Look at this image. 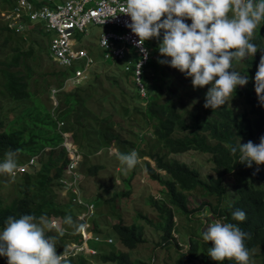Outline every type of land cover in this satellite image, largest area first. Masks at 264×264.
<instances>
[{
  "label": "trees",
  "instance_id": "trees-1",
  "mask_svg": "<svg viewBox=\"0 0 264 264\" xmlns=\"http://www.w3.org/2000/svg\"><path fill=\"white\" fill-rule=\"evenodd\" d=\"M13 1L0 0V7H10ZM9 33L10 30L0 22V45L8 46L11 53L8 58H0V162H3L5 153L9 150H18V164L27 162L31 156L33 161L14 176L0 174V185L11 184L18 192L7 202L0 201V230L3 229L5 220L9 216L18 219L22 215L31 214L37 220L44 216L49 221L52 216L60 214L62 216V210H58L57 206L63 204L61 202L65 199L68 203L74 202L73 204L80 209H83L82 202H90L93 208L84 219L90 221L88 228L92 231V236L87 238L86 242L89 239L100 240L111 235L125 248L97 251L93 245L87 243L88 247L94 248L93 253H96L103 262L136 264L141 261L140 258H130L128 253V250L134 249L144 240L141 224L134 219L124 222L119 215L111 223L104 222L100 216L97 218L95 216V206L102 202L110 203L117 195L127 194V188L119 193L112 192L110 197H101L98 193L85 197L79 186L82 202H69L71 200L69 193L63 192L61 181L67 177L64 167L69 159L62 143V131L69 130L74 142L76 136L78 140L82 134H85L83 142L88 152L82 151L83 157L94 153L101 146L113 144L120 152L135 150L140 153L139 155L146 154L153 160V166L148 160H142L145 173L149 178L161 183L163 187L160 191L168 194L167 203L171 206H168L162 198L153 199L149 195L147 200L155 208L157 220L153 222L150 217L139 211L136 212V217L159 229V240L155 245L168 246L171 243L174 246L176 255L173 264H216L208 257L211 242H204L200 235L213 219L237 224L241 230L250 233L251 239H247L245 244L251 255L257 258L252 264H264V164L253 163L252 167H247L238 161V148L236 154H232L230 150V146H238L239 143L243 144L249 140L258 144L259 138L264 136V104H262L264 99L260 101L258 98L264 90L258 84V80L262 78H255L260 63L257 54L241 59L237 67H232V70L247 77V84L237 86L233 97L229 98L230 101L234 99L240 101L242 106L236 107L237 110L234 111V105L226 102L220 108L211 109L204 107L205 94L209 86L193 88L190 77L186 78L185 74L167 63H158V60L170 58L159 54V40L149 39L144 42L147 59L141 65L140 73L143 96L138 93L129 68L123 70L121 67L119 71L115 70L111 76L114 79L110 78V82L117 86L128 82L133 103L129 104L126 100V91L124 92L119 86L122 100L113 104L115 106L112 107L113 111L103 112L101 106L105 94L97 95L96 101L100 107L95 112L96 116L92 117L93 123L88 125L85 121L86 113L81 109L82 107H78L86 104L89 97L93 98L95 90L89 82L86 84L93 71L78 85L68 87L67 90L59 89L55 95L57 104L46 106L35 95L34 85L37 79L32 76L30 81L31 65L38 58L37 52L34 55L31 51L32 44L36 41L30 39L27 49L19 48L18 44L12 43ZM17 37L21 40L26 39L21 35ZM263 38L264 21L254 33L251 42L260 50L264 48ZM36 47L38 50L41 49L39 44ZM46 56L48 57L47 54ZM48 59L52 61L49 57ZM234 61L238 60L234 59L232 62ZM50 64L53 66L48 72L54 78L52 86H59L69 68H57V64L53 61ZM142 77L145 80H142ZM45 80L43 78L42 90L48 93L50 84ZM31 86L34 87L30 88ZM187 97L189 98L186 99ZM136 99L142 100L143 103L136 104ZM188 100L190 102L187 105ZM10 111H14L12 115ZM95 113L93 112L92 116ZM131 114H138L142 125L132 118ZM58 121L62 122V126L57 125ZM127 122H130V126H135L133 127L135 129L131 130L129 125L126 127L124 124ZM144 131L149 135L144 137ZM149 136H153V140L159 142L163 151L154 149L156 143L153 142L147 144L146 150L143 149L141 144ZM76 146L81 147V144L78 145L77 141ZM190 148L209 153L211 172L203 178L195 168L165 155L167 152L176 153ZM86 168L88 173H94L99 166L91 164ZM158 169L163 170V173L158 172ZM231 173H236L239 178L231 188V196H228L229 188L224 178ZM7 178L10 180L7 181ZM122 181L128 187V178H122ZM31 185L34 188L30 190ZM57 194L64 200L57 198L59 197ZM189 195H194L197 201L192 200L194 204L191 206H188ZM172 207L189 220L192 212H199L203 208H208L212 216L210 223L208 218L207 224L204 223L205 220H200L199 223L205 226L202 229H189L184 238L187 244L184 250L179 249L178 240L174 239L175 235L172 232L174 230ZM236 209L246 213L244 221L232 219V212ZM71 215L73 223L65 224L67 231L55 230L56 234L55 232L52 234L53 227L51 231L45 229L46 236L58 241L57 252L64 245L79 243L81 240L77 226L81 220H77L72 213ZM253 249H256V252H252ZM78 254L82 255L81 252ZM153 257L152 253L151 259ZM218 264H236V262L225 260Z\"/></svg>",
  "mask_w": 264,
  "mask_h": 264
},
{
  "label": "clouds",
  "instance_id": "clouds-1",
  "mask_svg": "<svg viewBox=\"0 0 264 264\" xmlns=\"http://www.w3.org/2000/svg\"><path fill=\"white\" fill-rule=\"evenodd\" d=\"M29 1L34 5L41 2ZM121 10L130 17L131 23L126 27L138 37V46L149 39L159 40V54L170 59L158 60V63H167L185 74L186 78L190 77L193 88L209 86L205 108H220L233 97L237 86L247 84V77L232 70V61L254 56L259 50L251 40L264 21V0H125ZM29 20L25 19L26 31L36 28ZM188 20L190 24L186 22ZM0 21L10 31L26 38L21 31H14L3 20ZM39 26L43 29L42 24ZM104 43L107 46L106 39ZM140 50L147 59V50L143 47ZM255 78H262L258 84L264 90V56H261ZM60 86L51 88L59 89ZM57 91L52 92V96ZM258 98L260 101L264 99V91ZM237 148L238 161L245 166L264 164V136L259 138L258 144L249 140L230 146L231 153L236 154ZM17 154L18 150L5 153L3 162H0V174H16ZM115 156L127 169L134 168L140 159L135 150L127 153L116 150ZM232 219L244 221L246 213L236 209L232 212ZM63 222L71 225L72 217H64ZM51 228L52 224L44 216L39 220L31 214L18 219L7 217L0 230V256L7 258V264H68L66 254L57 253L55 238L45 234V229ZM200 235L204 242H211L208 257L216 264L225 260L249 264L250 251L245 241L251 239V234L241 230L237 224L216 220L207 224Z\"/></svg>",
  "mask_w": 264,
  "mask_h": 264
},
{
  "label": "rangeland",
  "instance_id": "rangeland-1",
  "mask_svg": "<svg viewBox=\"0 0 264 264\" xmlns=\"http://www.w3.org/2000/svg\"><path fill=\"white\" fill-rule=\"evenodd\" d=\"M33 1H42V0H33ZM63 0H51V2H62ZM45 2V1H44ZM50 1L46 2L49 3ZM36 3V2H34ZM1 22V21H0ZM28 22L31 23V25L35 26L34 28L29 30H23L21 31L22 35L26 36L25 40H21L17 36L20 37L19 34L10 31L9 35L12 38V43L18 44L19 48L27 49L28 45L30 44L31 40L34 39L36 43L32 44L31 51L37 52L38 58H36L35 61H33L31 65V75H30V81L32 79V76L37 79L36 84L34 85L36 87L35 95L38 97V99L46 106L49 104L56 105V97L51 96L52 92L51 88L54 78L52 75H49V70L53 67L48 57L46 56L45 52L47 50V42L48 38L51 34L50 31L44 33L43 29H41L42 22L40 19L37 20H29ZM187 23H191L190 20L186 21ZM86 34L83 36L79 34L76 30L73 31L72 36L75 35V37L78 40V45L84 46L87 49L88 54L93 58L94 64L91 66L90 69L87 70V74H89L91 71L93 73L90 76L89 81L86 82V84H89L93 86V89L95 90V93L93 95V98L89 97L86 100V104L78 107L81 108L86 113L85 121L88 125H91L93 123L92 117L96 116V111H98V107H100V104L96 101V96L105 94V98L102 101L103 105L101 106L103 112H110L113 111L112 107H115L113 104H116V102H119L122 100V95L119 91V86H121L122 90L126 91V97L129 104L133 103V96L130 95V89H129V83L126 82V84L123 83V85L117 86L114 83L110 82V78L115 72V70H118L121 66L122 61H114L112 64L111 60H104L101 56V49L96 43V36L98 31L100 30V26L97 24H87L85 27ZM9 36V37H10ZM264 39V38H263ZM40 45L41 49L38 50L36 45ZM45 52H44V51ZM31 54V53H30ZM258 58L261 59V56H264V48L260 49L257 53ZM11 55L9 47L4 45H0V58H8ZM249 57V56H248ZM247 57V58H248ZM128 59V58H127ZM240 63V60L232 62L233 68L237 67ZM57 68H63L64 65H56ZM68 68V67H66ZM111 68V69H110ZM110 69V71H108ZM121 69V68H120ZM119 71V70H118ZM109 72V73H108ZM241 74V73H240ZM90 75V74H89ZM242 75V74H241ZM43 78H45L50 85L48 89V93L42 90V86L44 84ZM114 79L113 77L111 80ZM1 80V78H0ZM142 80H145L144 77H142ZM88 85V86H90ZM34 86H31L30 88H33ZM61 88L63 90L68 89V85H61ZM59 88V89H61ZM54 89V91L59 90ZM138 93L143 96V92L141 93L138 91ZM187 97L186 99H188ZM93 99V100H92ZM137 100V102H136ZM136 104L143 103L142 100L136 99ZM190 100H188V103ZM228 103L230 105H234L233 110L236 111V107H241L242 104L240 101L234 99L232 101L228 100ZM88 108V109H87ZM14 111H10V114L12 115ZM93 112L95 115L92 116ZM131 117L137 120L139 124L142 125V122L139 120L138 114H131ZM99 125V120L97 121ZM101 122L100 126L102 127ZM135 124V123H134ZM58 126H62V122L57 123ZM126 127L132 129H135L133 125L130 126V122H127L124 124ZM63 136V142H64V148H68L66 144H72L71 147H76L78 154H79V160L76 164V170L79 175V186L81 189L82 194L85 197H91L95 193H98L101 195V197H110L112 195V192L122 191L127 188L128 193L127 194H120L117 195L112 202L110 203H104L95 206V212H96V218L101 217L104 222L111 223L114 222L117 219V215L121 217V219L124 222H130L132 219H134L138 224H141L142 228V236L144 237V240L140 243H138L134 249L128 250L130 258L136 257L140 258L141 261L136 264H173L174 258H175V251L174 246L170 243L168 246L164 245H155V242L159 240V229L155 228L153 225L143 222V220L136 217V212L139 211L142 214H145L147 217H150L153 222L157 220V214L156 210L153 207L151 203L148 202V196L151 195L153 199H160L164 200L165 203L168 201V194L162 190V185L155 179L149 178L144 170V165L142 160L146 159L149 161V164L153 166V160L146 154L139 155L140 159L137 165L132 169H127L125 166L120 165L118 159L115 156V151L117 150L116 147L113 146V144L107 145V146H101V148H97L94 153H90L88 156L83 157L84 152H88L87 148L85 146V143L83 142L85 134H82L80 138L77 140V136L75 138V142L73 141V138L71 136V131L64 130L62 131ZM127 132V131H124ZM145 134H143L144 137L149 135L147 131H144ZM128 133V132H127ZM127 135V134H126ZM129 135V134H128ZM65 137V138H64ZM77 141L78 145L81 144V147H77ZM146 142V144H145ZM143 141L141 144L143 149H147L148 143H156V146L154 149L160 151H163V148L160 147L159 142H155L153 140V136H149L148 139ZM153 142V143H152ZM75 145V146H74ZM123 150V149H122ZM128 152V151H127ZM126 151H122V153H127ZM66 153V150H65ZM138 153V151H137ZM140 154V153H138ZM166 157H172L179 161L185 162L189 167H193L197 170L200 177H205V175L208 172H211V162L209 160V153L201 152L196 149H186L185 151L181 152H167ZM23 164V163H22ZM91 164H98L99 168L94 171V173H88L87 172V166ZM26 165V164H23ZM38 165H35L37 167ZM158 172L163 173V170H159ZM128 178V187L123 184L122 178ZM238 175L236 173H231L225 176V181L227 182L228 186V196H231L232 194V186L234 183L238 181ZM7 181L8 178L6 179ZM106 187V188H105ZM33 185H31V189H33ZM105 188V189H104ZM57 193V191H55ZM80 192V194H81ZM18 194L16 188L14 189L11 184L4 183L0 185V201L7 202L11 197L16 196ZM58 195V194H57ZM61 200H64V198L60 195H58ZM189 202L188 206L193 205L194 203L192 200L196 201V197L194 195L188 196ZM61 202V201H59ZM69 202H72V199L69 200ZM63 204H59L58 210H62V216L61 214L59 216H52L49 218V222L52 224L53 230L52 234H56V231H67V227L65 226L64 222L62 221L64 217L66 216H72L75 215L77 220L80 219L81 214L84 212L83 209H80L78 206L74 205L75 203H68V200L65 199L64 202H61ZM74 203V204H73ZM99 203V202H98ZM168 206H171L170 203H167ZM64 211V213H63ZM173 215L172 220H174V230L172 232L174 233V239H177V244L180 246V250H184L187 247V244L185 243V236L186 233L189 232V229H202L205 227L203 224L199 223L200 220H207V218H211V213L208 211V208H203L201 211L197 212L194 211L190 215V220L187 219L184 214L179 212L176 208L172 207ZM98 213V214H97ZM81 220V219H80ZM81 222H78V229ZM87 224L90 227V221ZM109 224L107 225V227ZM86 230H89L87 228V225L85 226ZM49 230V229H47ZM56 230V231H55ZM105 232V230H103ZM101 233V232H100ZM172 233V234H173ZM92 236V231H91ZM101 236V235H100ZM111 237V241L106 243L104 240V237L100 240H87V243L89 245H93L97 251L99 250H109V249H120L124 250L125 248L119 243V241L114 238V236L108 235ZM106 236L105 238H107ZM64 237V236H63ZM102 237V236H101ZM58 241L55 239L56 246H58ZM60 244V243H59ZM62 245V244H61ZM81 245L83 249H75V246ZM87 244L85 242L81 243V240L79 243H69L67 245H64L62 249L57 252L58 254L61 252H64L67 256L68 264H116L112 261H101L97 256L96 253H93L91 249L85 248ZM67 248V249H66ZM80 248V247H78ZM78 252H81L82 255H79ZM252 252H256V249H253ZM152 253L154 254V257L151 259ZM151 259V260H149ZM256 256H252L250 253V261L249 264H252L256 260ZM0 264H7V258L4 256H0Z\"/></svg>",
  "mask_w": 264,
  "mask_h": 264
},
{
  "label": "built area",
  "instance_id": "built-area-1",
  "mask_svg": "<svg viewBox=\"0 0 264 264\" xmlns=\"http://www.w3.org/2000/svg\"><path fill=\"white\" fill-rule=\"evenodd\" d=\"M48 1L50 2L46 3ZM124 3L125 0H63L62 2L42 0L39 4L34 5L29 0H16L13 6L3 9L0 8V19L7 26L18 32L28 27L25 19H40L43 29L51 32L47 41L46 54L53 62L58 65H64V67H68V65L76 60H84V65H89L93 62L86 49L76 46L75 41L72 40L74 30L84 31L88 23L102 25L114 24L119 26L122 28V31L119 33L109 30L101 31L98 36V44L103 49L104 58L115 60L124 58L127 52L124 46H129L128 59L123 60V69L126 70L129 68L131 70L135 85L138 91L142 93L140 73L141 65L146 59H144V53L141 52L140 48L143 47L146 50L147 48L144 44L138 46L136 43L138 37L126 27V24L131 23V21L130 17L122 13L121 8ZM104 39L107 40V46L104 43ZM84 76L83 69L74 68L71 74L66 73L64 75L61 80V85L79 83ZM54 89H51V91L54 92ZM62 143L64 145V142ZM66 145L68 148L64 149L66 150L69 162L64 167L67 177L62 179L61 188L64 193H69L68 195L72 201L82 202L79 190V175L76 170L79 154L76 147H71L72 144ZM32 158L31 156L27 162L23 163L26 165L18 164L16 172H22L28 164L32 163ZM82 203L84 212L81 214V224L78 229L81 243L91 237V232L86 230L85 226L87 225L88 228V224L84 217L89 215L93 208L90 202ZM210 220L212 218H209V223ZM216 220L213 219V222ZM106 241H110V238H106ZM75 249H83V247L79 245L75 246Z\"/></svg>",
  "mask_w": 264,
  "mask_h": 264
},
{
  "label": "crops",
  "instance_id": "crops-1",
  "mask_svg": "<svg viewBox=\"0 0 264 264\" xmlns=\"http://www.w3.org/2000/svg\"><path fill=\"white\" fill-rule=\"evenodd\" d=\"M88 24H94V23H88ZM97 25H99L100 26V30L98 31V33H97V36H96V43H97V45L99 46V44H98V36H99V33L101 32V31H105V30H109V31H113V32H117V33H119V32H121L122 31V28H120L119 26H116V25H114V24H107V25H102V24H97ZM87 26V25H86ZM77 32H79V34L80 35H84V34H86V29L84 30V31H79V30H76ZM44 33H46V32H44ZM72 40H74L75 41V45L76 46H79V47H83V48H85L84 46H81V45H78V40H77V38L75 37V35H73V39ZM47 42V41H46ZM124 45V44H123ZM100 47V46H99ZM125 47V49L127 50V52L125 53V56H124V58H122L120 61H122V63H121V66H120V68L121 67H123V63H124V59H127V55H128V52H129V46L128 45H125L124 46ZM86 49V48H85ZM100 49H101V56H102V59H104V60H111V63H113L114 61H119V60H115V59H106V58H104L103 57V49H102V47H100ZM86 51H87V49H86ZM88 53V52H87ZM90 56V55H89ZM93 59V58H92ZM94 64V60H93V62L91 63V64H89V65H84V60H76V61H74L73 63H71L70 65H68V68H69V70H68V72H67V74L69 73V74H71L72 73V70L74 69V68H81V69H83V72H84V78L79 82V83H81L82 81H84L88 76H89V74H87V70L88 69H90V65L92 66ZM109 64V63H108ZM85 66V67H84ZM79 83H76V84H72V85H68L69 87H71V86H74V85H78ZM89 229V228H88ZM89 231L91 232V230L89 229ZM104 240H106V238H104ZM85 243L87 244V242H86V240H85ZM87 246V245H86ZM88 247V246H87ZM89 249H91V250H93L92 252H94V248L92 247H88Z\"/></svg>",
  "mask_w": 264,
  "mask_h": 264
}]
</instances>
